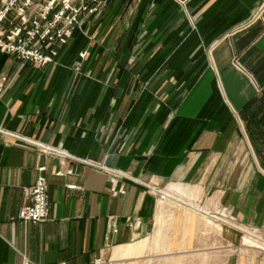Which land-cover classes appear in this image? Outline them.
Returning a JSON list of instances; mask_svg holds the SVG:
<instances>
[{"label":"crops","instance_id":"obj_1","mask_svg":"<svg viewBox=\"0 0 264 264\" xmlns=\"http://www.w3.org/2000/svg\"><path fill=\"white\" fill-rule=\"evenodd\" d=\"M86 30L43 68L0 50V125L55 148L0 142V264L125 260L156 231L152 185L264 234V0H108ZM39 166L50 213L25 223Z\"/></svg>","mask_w":264,"mask_h":264},{"label":"rangeland","instance_id":"obj_2","mask_svg":"<svg viewBox=\"0 0 264 264\" xmlns=\"http://www.w3.org/2000/svg\"><path fill=\"white\" fill-rule=\"evenodd\" d=\"M175 1L182 5L178 0ZM7 2L8 0H0V9ZM8 18L2 23L6 29L14 20L13 15ZM76 30L88 34V30L83 31L80 28ZM76 30L72 31V36L66 45L70 43ZM10 33L11 30H0V40L6 41ZM64 46L59 47L58 56ZM0 50L37 68L47 66H38L32 61L19 58L16 54L3 50L2 47ZM58 56L51 63H55ZM82 59L77 60L73 65L76 71L80 70ZM2 77L7 78L4 84L6 86L8 76L2 75L0 79ZM152 187L160 188L167 194L165 198L157 194L160 200L165 201H160V211L157 216L159 223L157 221L154 235L128 247L129 249L141 245L142 250L139 253L116 262L110 258V255L107 261L111 260L113 264H264V234L257 228L243 225L230 209L208 212L204 209L203 203L191 200L190 189L180 184L171 183L168 187L152 185L151 189ZM174 210L178 215L180 213L184 216L181 221L175 223V226L173 225L176 220Z\"/></svg>","mask_w":264,"mask_h":264},{"label":"built area","instance_id":"obj_3","mask_svg":"<svg viewBox=\"0 0 264 264\" xmlns=\"http://www.w3.org/2000/svg\"><path fill=\"white\" fill-rule=\"evenodd\" d=\"M108 0H8L0 9V30H11L6 41L0 40L3 50L16 54L19 58L32 61L38 66H45L54 62L59 53V47L68 43L72 31L80 28L85 29L88 16L102 13ZM185 4L188 0H178ZM13 15L14 20L6 29L2 23ZM24 30H27L26 32ZM46 50V51H44ZM87 51L80 53L85 58ZM6 77L0 79V96L5 88ZM22 141L27 144H36L44 152H52L54 147L44 145L33 138L22 135L0 125V142L11 143L9 140ZM106 168V167H103ZM40 175L32 186L24 187L25 196L30 203L23 206L19 211V219L23 222H43L50 213L48 181L44 175L46 166H39ZM64 172H58L62 175ZM66 173H72L68 170ZM112 181V194L125 193L118 189L114 178ZM155 194L165 198L162 189L152 187ZM132 225V224H131ZM113 232L118 228L115 223L111 224ZM23 264H39L27 256H24ZM57 264H68L66 261ZM91 264H113L111 260L102 257L96 258Z\"/></svg>","mask_w":264,"mask_h":264},{"label":"bare ground","instance_id":"obj_4","mask_svg":"<svg viewBox=\"0 0 264 264\" xmlns=\"http://www.w3.org/2000/svg\"><path fill=\"white\" fill-rule=\"evenodd\" d=\"M164 193H165V196L167 197L166 192H164ZM161 201H165V200H161ZM157 221L159 223V219ZM141 250H142V246L141 245H137L136 247H132V248H129V249L128 248L127 249H121V250H119L120 253H122V255L120 257H122L123 259L127 258V257H131L132 255H135V254L139 253Z\"/></svg>","mask_w":264,"mask_h":264}]
</instances>
